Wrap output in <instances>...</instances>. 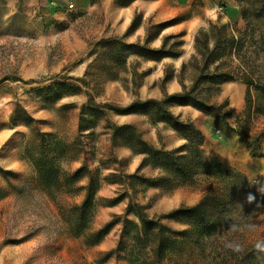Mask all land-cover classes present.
Masks as SVG:
<instances>
[{
  "label": "rangeland",
  "instance_id": "rangeland-1",
  "mask_svg": "<svg viewBox=\"0 0 264 264\" xmlns=\"http://www.w3.org/2000/svg\"><path fill=\"white\" fill-rule=\"evenodd\" d=\"M130 1L114 0L118 6ZM167 3L175 7V13L166 19L136 13L124 33H115L112 29L118 23L111 22L112 7L101 3L81 8L67 2L46 9L40 0H0V264H264V206L254 207L250 216L237 224L220 228V239L201 245L182 239L159 262L137 257L139 251L127 236L121 251L104 257L118 245L120 222L98 243H84L87 233L115 216H123L129 199L143 205L147 215L159 216L193 205L205 188L203 180L168 191L138 182L131 187L126 174L157 177L162 172L150 165L137 171L143 155L132 153L119 140L113 141L114 125L132 124L146 142L169 150L186 139L162 121H151L141 113L105 108L97 118L84 115L93 118L94 124L92 119L83 122L81 111L87 107L89 95L96 103L124 106L133 100L161 99L195 85L193 94L221 106V112H228L226 120L234 125L245 107L246 83L233 79L209 84L198 78L204 66L203 54L213 49L217 37L221 40H216V50L222 54L209 61L208 70L244 66L264 81V43L259 39L264 11L261 15L256 12L260 0H236L238 19H229L227 6L218 0H194L187 8L171 0ZM140 24L141 38L128 40L126 35ZM252 28L255 37L251 40L247 36L238 56L235 48L224 45L223 33L227 37L233 33L237 39ZM131 44L134 46H128ZM151 50L166 55L158 58ZM171 80L174 88L172 83L169 86ZM53 81L70 82L79 86V91L45 102L35 89ZM16 103L31 116L29 123L20 119L11 123ZM167 108L201 130V148L206 154L239 169L256 187L264 188V148H248L220 119L191 104L174 103ZM255 125H264V115L258 116ZM41 143L49 145L40 148ZM41 149L57 158L62 172L70 174L85 166L72 186L74 193L66 191V186L52 188L50 193L42 188L32 161ZM89 176L97 181L93 216L82 234L73 235L64 221L65 214L83 198ZM121 193L126 196L111 203ZM127 218L137 220L132 214ZM161 222L177 231L190 228L171 218ZM224 241L227 243L221 245ZM257 243L262 247L248 258L245 252Z\"/></svg>",
  "mask_w": 264,
  "mask_h": 264
},
{
  "label": "trees",
  "instance_id": "trees-1",
  "mask_svg": "<svg viewBox=\"0 0 264 264\" xmlns=\"http://www.w3.org/2000/svg\"><path fill=\"white\" fill-rule=\"evenodd\" d=\"M260 2L261 7L256 9V12L260 13L259 15L264 11V0H260ZM242 16L245 20L247 19L244 11ZM222 26L224 28V25ZM254 31L252 28L249 33L243 32V35H240L237 39L233 33L228 37L223 33L224 45H229L230 49L235 48L234 53L238 56L239 50L244 46L245 39L249 37L253 40L255 37ZM202 36L206 41L207 36L203 34ZM215 39L218 42L221 40L220 37ZM259 39L264 43V30L260 31ZM216 40L213 49L203 54V56L206 55L204 66L201 68L198 78L209 84H219L233 79H239L246 83L245 107L235 117L234 125L229 124L226 120L228 112H221V106L210 104L204 98L202 99L197 94H193L196 88L195 85L189 89L184 88L181 92L167 94L161 99L133 100L124 106L107 102L96 103L91 95L88 96V105L81 111V121L83 122L92 119L91 124H94L95 121L90 117L97 118L99 111L105 108L117 113H141L147 115L151 121H162L186 139L184 144L169 150L146 142L132 124L114 125L111 131L113 141L119 140L122 144L128 146L132 153L143 155L137 171L150 165L162 172V175L157 177H145L136 172L126 174L131 181V187L135 182H138L141 185L160 187L168 191L177 186L192 185L200 180L205 183V188L196 203L189 206H179L159 216L147 215L144 212L143 205L129 199L123 216H115L114 219L107 221L102 227L87 233L85 236V244H96L115 223H121L122 228L118 245L114 250L111 249L104 254L106 259L111 257L113 253L123 249V238L127 236L132 241V246L139 251L137 257H148L155 262H159L168 251L175 249L182 242V239L197 244L207 243L212 239H220V228H228L231 224H237L241 219L248 218L254 207L264 206V188L256 187L246 174L239 169L216 156L206 154L201 148L203 143L201 130L193 122L179 119L167 108V105L174 103L191 104L212 117L220 119L223 124L241 138L248 148L255 150L264 148V125L260 127L255 125L258 116L264 115V81H262L260 75L255 76L252 69L248 70L244 66L232 68L227 65L226 70H221L216 66L212 70H208L209 61L222 54L216 50L218 48ZM195 41L198 42V36H196ZM236 41V46H233ZM257 42L255 41V43ZM128 46L133 47L134 45ZM151 51L156 52L158 58L166 55L158 50ZM231 51L233 50H229V52ZM60 78L64 79L65 76ZM77 91H79V86L65 81H53L48 85L35 89V93L48 103L56 101L67 92ZM84 115H90V117L87 118ZM30 118L31 116L25 108L16 103L10 114L11 123L14 124L15 121L20 119L27 124ZM40 134L43 137L45 135L44 133ZM41 144L43 145H39L40 148L49 145V143L45 146L44 143ZM39 151L37 157H33L32 161L37 172L38 182L42 188L50 193L52 188L61 189V187L66 186L69 188L66 191L74 193L75 190L72 186L85 171V166L77 168L70 174L62 172L55 156L44 154L43 149ZM110 181L118 182V180ZM96 188L97 181L89 176L84 186L83 198L67 210L64 221L68 225L71 234L79 235L87 229L94 212ZM125 196L126 194L121 193L115 196L111 203H116ZM129 214H132L137 220L127 218ZM162 218L175 219L188 224L190 228L182 231L173 230L161 222ZM220 243L225 245L227 242ZM251 247L245 252L246 256L255 254L262 246L257 243Z\"/></svg>",
  "mask_w": 264,
  "mask_h": 264
},
{
  "label": "crops",
  "instance_id": "crops-1",
  "mask_svg": "<svg viewBox=\"0 0 264 264\" xmlns=\"http://www.w3.org/2000/svg\"><path fill=\"white\" fill-rule=\"evenodd\" d=\"M193 1L194 0H171V2L182 3L185 8H187ZM218 1H222L227 6L226 9L230 12L228 17L229 19L239 18L240 11L235 6L236 0ZM67 2L81 8L90 7L94 3H101L103 5L112 7L111 22H116V24L118 23L117 26L112 29L115 33H124L127 27L131 25L133 17L136 13H140L142 17H146L147 15L152 14L159 20L166 19L167 17L175 13V7H169L167 0H131L126 6H118L117 4H115L114 0H40V5L43 8L52 9ZM202 6L206 8L208 5L207 3H204ZM142 30V24L137 25L136 27H134L133 31L126 35L127 39L130 41L138 40V38L140 39L141 36L138 35ZM158 43L159 42L157 41V44ZM170 83H172L171 86H173L174 88V81L171 80L169 82V86Z\"/></svg>",
  "mask_w": 264,
  "mask_h": 264
},
{
  "label": "bare ground",
  "instance_id": "bare-ground-1",
  "mask_svg": "<svg viewBox=\"0 0 264 264\" xmlns=\"http://www.w3.org/2000/svg\"><path fill=\"white\" fill-rule=\"evenodd\" d=\"M233 152V151H232ZM230 156H233L231 152H229Z\"/></svg>",
  "mask_w": 264,
  "mask_h": 264
}]
</instances>
